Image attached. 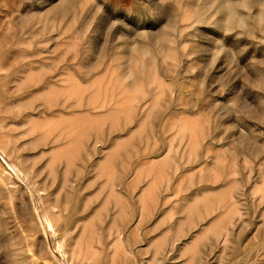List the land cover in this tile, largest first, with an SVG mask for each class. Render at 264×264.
<instances>
[{
    "label": "rangeland",
    "instance_id": "obj_1",
    "mask_svg": "<svg viewBox=\"0 0 264 264\" xmlns=\"http://www.w3.org/2000/svg\"><path fill=\"white\" fill-rule=\"evenodd\" d=\"M0 153V264H264V0H0Z\"/></svg>",
    "mask_w": 264,
    "mask_h": 264
},
{
    "label": "built area",
    "instance_id": "obj_2",
    "mask_svg": "<svg viewBox=\"0 0 264 264\" xmlns=\"http://www.w3.org/2000/svg\"><path fill=\"white\" fill-rule=\"evenodd\" d=\"M0 160L3 162V158H2V156H1V153H0ZM8 168V170L13 174V175H16L15 174V171L12 169V168H10V167H7Z\"/></svg>",
    "mask_w": 264,
    "mask_h": 264
}]
</instances>
